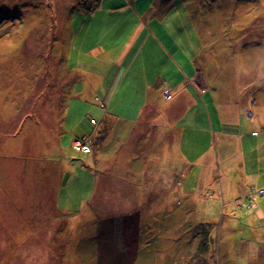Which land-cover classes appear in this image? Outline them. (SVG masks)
Returning a JSON list of instances; mask_svg holds the SVG:
<instances>
[{
  "label": "rangeland",
  "instance_id": "obj_1",
  "mask_svg": "<svg viewBox=\"0 0 264 264\" xmlns=\"http://www.w3.org/2000/svg\"><path fill=\"white\" fill-rule=\"evenodd\" d=\"M80 2L92 0H0V264H97L94 224L124 208L104 198L78 216L91 182L56 195L64 215L50 205L70 159L88 158L72 142L113 120L90 68L121 63L130 120L115 129H141L146 67L165 101L178 78L184 94L173 103L178 199L143 213L135 264H264V0H103L92 13Z\"/></svg>",
  "mask_w": 264,
  "mask_h": 264
},
{
  "label": "crops",
  "instance_id": "obj_2",
  "mask_svg": "<svg viewBox=\"0 0 264 264\" xmlns=\"http://www.w3.org/2000/svg\"><path fill=\"white\" fill-rule=\"evenodd\" d=\"M102 3L103 0H99L97 7ZM139 27L141 30L135 37L142 34L143 26ZM128 48L126 47L123 53L126 54ZM113 68V66L102 70L90 68L94 76L89 74L98 81L95 89L96 102H102V107L113 120L108 122L103 118L102 122L108 124V128H101L102 123L97 122L92 134H83L72 142L73 145L76 140L86 139L90 149L87 152H79L88 158L85 157V162L70 159L69 169L60 175L57 184L59 191L54 193L50 207L51 212L64 215L61 209H67L68 206L59 202L56 195L72 188L75 194L79 193L87 189V184L90 182V199L81 202L82 210L78 216L84 215L83 219L90 220L94 213L92 210L95 207H103L101 202L104 198L109 201L115 198L112 205L116 209L124 208V214L107 217L94 224L97 264H135L141 249L140 231L143 213L150 215L159 208H170L178 199V192L174 191L173 176L177 166L174 165L176 163L172 156L174 150H179L181 130L173 124V103L178 107L182 103L184 94L179 93L181 79L178 78L176 92L174 94L166 92L165 101L164 93L157 87L159 78L163 80L162 76L155 74L157 68L146 67L142 74L144 91L139 99L143 103V110L138 117L141 129H115L118 122L129 124L130 117L119 110L122 103L128 107L126 90H122L126 79L128 80V70L121 63L120 68L111 74ZM74 69L85 71L81 60ZM176 72V77H180L179 71ZM110 74L112 80H109L105 97L101 99L99 92L103 89L105 78ZM199 86H203L202 83ZM187 88L194 90L191 83L187 84ZM76 89L82 91L85 88L79 85ZM194 96L196 97V94ZM186 131L190 130H183L182 133ZM105 148L109 149L107 158L96 159L102 150H106ZM169 151L171 156L167 154ZM186 160L190 159L185 158L181 164L186 163ZM99 166L107 167L106 174L102 177H100L101 172L97 170L95 175L92 173V168L96 169ZM55 172L60 173V170L56 169ZM95 196L100 198V203L93 207L91 201ZM54 221L60 222L62 218Z\"/></svg>",
  "mask_w": 264,
  "mask_h": 264
},
{
  "label": "trees",
  "instance_id": "obj_3",
  "mask_svg": "<svg viewBox=\"0 0 264 264\" xmlns=\"http://www.w3.org/2000/svg\"><path fill=\"white\" fill-rule=\"evenodd\" d=\"M99 2V0H92V3H88L87 2H80V3H77L76 6L79 7V9L81 10H84L86 12H92L93 10H95V8L97 7V3ZM102 138V137H101ZM79 141V142H83L87 145L88 147V150L90 149L89 146H88V143L86 142V139H82V140H76L74 143H73V148L75 151L79 152L80 150H78L76 147H75V143ZM81 152V151H80Z\"/></svg>",
  "mask_w": 264,
  "mask_h": 264
},
{
  "label": "built area",
  "instance_id": "obj_4",
  "mask_svg": "<svg viewBox=\"0 0 264 264\" xmlns=\"http://www.w3.org/2000/svg\"><path fill=\"white\" fill-rule=\"evenodd\" d=\"M75 147H76L78 150L83 151V152H87V151H88V147H87V145H86L85 143H83V142H79V141H77V142L75 143Z\"/></svg>",
  "mask_w": 264,
  "mask_h": 264
}]
</instances>
